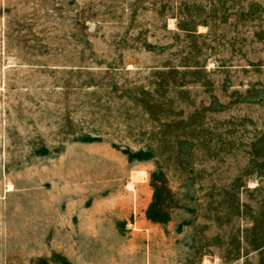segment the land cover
<instances>
[{"label": "rangeland", "instance_id": "rangeland-1", "mask_svg": "<svg viewBox=\"0 0 264 264\" xmlns=\"http://www.w3.org/2000/svg\"><path fill=\"white\" fill-rule=\"evenodd\" d=\"M0 264H264V0H0Z\"/></svg>", "mask_w": 264, "mask_h": 264}, {"label": "bare ground", "instance_id": "bare-ground-1", "mask_svg": "<svg viewBox=\"0 0 264 264\" xmlns=\"http://www.w3.org/2000/svg\"><path fill=\"white\" fill-rule=\"evenodd\" d=\"M136 176H137V173H134L133 174V178L135 179L136 178ZM131 185V184H130Z\"/></svg>", "mask_w": 264, "mask_h": 264}]
</instances>
